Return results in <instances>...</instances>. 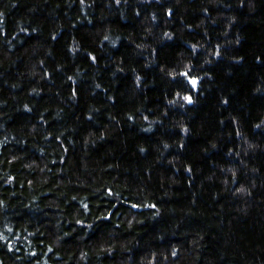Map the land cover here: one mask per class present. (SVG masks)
I'll return each instance as SVG.
<instances>
[{
	"label": "trees",
	"instance_id": "trees-1",
	"mask_svg": "<svg viewBox=\"0 0 264 264\" xmlns=\"http://www.w3.org/2000/svg\"><path fill=\"white\" fill-rule=\"evenodd\" d=\"M0 264H264V0H0Z\"/></svg>",
	"mask_w": 264,
	"mask_h": 264
},
{
	"label": "snow or ice",
	"instance_id": "snow-or-ice-1",
	"mask_svg": "<svg viewBox=\"0 0 264 264\" xmlns=\"http://www.w3.org/2000/svg\"><path fill=\"white\" fill-rule=\"evenodd\" d=\"M185 75H187V74L185 73ZM192 83H193V84H195V81L193 80V81H192ZM187 99H189V100H190L191 98H190V97H188Z\"/></svg>",
	"mask_w": 264,
	"mask_h": 264
}]
</instances>
